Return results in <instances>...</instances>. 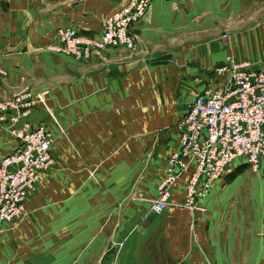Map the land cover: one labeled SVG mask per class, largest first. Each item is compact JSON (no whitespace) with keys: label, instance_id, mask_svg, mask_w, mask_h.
Segmentation results:
<instances>
[{"label":"crops","instance_id":"1","mask_svg":"<svg viewBox=\"0 0 264 264\" xmlns=\"http://www.w3.org/2000/svg\"><path fill=\"white\" fill-rule=\"evenodd\" d=\"M126 1L0 0V100L48 90L64 129L46 119L55 165L24 214L0 232V264H189L194 254L203 261L190 233L195 214L176 204L184 182L159 215L149 213V199L178 146L188 103L222 81L215 66L227 56L262 66L264 0H153L131 26L132 48L108 47L85 60L44 48L64 26L98 35ZM44 116L35 109L32 123ZM16 146L0 130V159ZM241 165L250 169L239 161L230 169ZM230 169L200 200L205 210L222 199ZM259 171L264 176V160Z\"/></svg>","mask_w":264,"mask_h":264},{"label":"built area","instance_id":"2","mask_svg":"<svg viewBox=\"0 0 264 264\" xmlns=\"http://www.w3.org/2000/svg\"><path fill=\"white\" fill-rule=\"evenodd\" d=\"M153 0H127L103 22L98 35L75 26L57 29L45 49L75 59H88L108 47L132 48L131 26L148 11ZM214 71L222 81L196 95L178 122V146L167 157L164 174L149 199V213L161 214L171 203L175 184L184 182V197L176 203L203 210L200 200L236 162L258 171L264 160V65L227 56ZM5 70L0 68V76ZM35 109L48 115L64 135L48 90L24 89L0 100V130L17 141L14 150L0 159V232L25 212V201L33 193L43 173L55 165V141L46 117L32 123Z\"/></svg>","mask_w":264,"mask_h":264},{"label":"rangeland","instance_id":"3","mask_svg":"<svg viewBox=\"0 0 264 264\" xmlns=\"http://www.w3.org/2000/svg\"><path fill=\"white\" fill-rule=\"evenodd\" d=\"M259 62L263 66L264 58ZM44 117L50 118L48 115ZM244 167L230 169L228 179L231 183L218 191L222 199L216 200L215 205L196 211L179 205L195 214L194 226L197 228L199 223L203 244L200 245L205 249L197 245L196 229L191 227L192 240L196 243L194 250L198 248L201 251L203 261L194 254L195 260L189 264H264V176L259 173L261 170L244 171ZM231 241L233 246L230 249L228 243Z\"/></svg>","mask_w":264,"mask_h":264}]
</instances>
